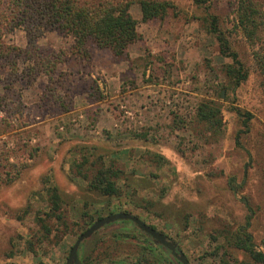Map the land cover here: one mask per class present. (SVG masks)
Returning a JSON list of instances; mask_svg holds the SVG:
<instances>
[{"label":"rangeland","instance_id":"1","mask_svg":"<svg viewBox=\"0 0 264 264\" xmlns=\"http://www.w3.org/2000/svg\"><path fill=\"white\" fill-rule=\"evenodd\" d=\"M117 1L132 4L143 38L124 57L94 43H89V57H83L74 39L57 31L45 32L36 42L41 54L63 60L58 73L65 89L55 92H69V112L43 100L49 86L45 75L32 85L17 83L14 95H8L21 112L9 118L11 128L0 121V152L11 153V162L25 168L20 173L9 169L12 181L3 176L0 183V264H66L80 236L73 224L82 222L85 205L95 220L120 212L138 217L177 242L188 264H218L206 253L227 246V232L238 230L248 215L231 191V179L254 210L249 228L254 243L264 241V78L235 27L237 0H209V9L193 0H152L171 8L163 21L149 23L142 22L141 0ZM210 16H217L249 72L246 82L234 89L230 84L228 91L222 89L228 83L222 67L231 60L221 55L216 35L209 32ZM3 41L28 46L22 28ZM5 75L0 71L2 79ZM207 101L223 111L224 128L216 137L195 122L198 106ZM235 108L252 115L248 130ZM7 118L0 113V120ZM179 122L185 125L179 127ZM245 130L237 144V135ZM83 160L89 178L111 164L122 170L118 184L123 196L106 199L91 191L76 173ZM53 187L62 197L70 235L63 236L58 224L45 217ZM38 217L53 228L48 240ZM133 236L144 239L132 226L102 229L89 239L92 251L84 257L79 249V259L133 264L138 246L125 240ZM228 249L238 263L251 261L244 251Z\"/></svg>","mask_w":264,"mask_h":264},{"label":"trees","instance_id":"2","mask_svg":"<svg viewBox=\"0 0 264 264\" xmlns=\"http://www.w3.org/2000/svg\"><path fill=\"white\" fill-rule=\"evenodd\" d=\"M193 2L199 8L209 9L210 7L208 6L209 0H193ZM131 5L129 2L117 0H0V71H6L3 79L0 76V85L4 90V94L0 95V113H5L8 117V120L0 121L5 122L6 126L11 128L9 118H13L21 112V105L16 106L15 102L8 100V95H14L16 84L26 82L27 85H32L42 75H45L49 80L43 100L48 104L53 103L63 112H69L72 103L69 92L64 96L55 92L58 87L65 89L63 75L58 73V66L63 63V60L60 57L41 54L36 44L37 40L45 32L57 31L65 37H72L75 41V48L83 57H89V43H94L99 49L110 50L116 57L122 58L130 46L143 40L142 35L138 32L139 22L131 13ZM139 5L143 23L163 21L171 8L167 2L152 0H141ZM209 19V32L216 35L221 55L231 60L230 64L222 67V72L228 80L222 89L228 91L230 84L232 89L240 87L247 81L249 72L222 31L217 16H210ZM235 27L243 34L251 50L253 67L264 78V0H237ZM20 28L24 29L27 34V48L21 49L5 44L4 35ZM234 111L239 118H242L243 126L248 130L252 115L240 108H235ZM195 122L204 126L212 137H216L224 128L222 108L212 101L201 103L195 113ZM180 125H185V123L177 124L179 127ZM247 130L239 132L236 139L237 144L241 134ZM0 133L3 132L0 131ZM36 151L37 149L30 152ZM32 154L30 155L32 156ZM12 157L14 156L11 153L0 152V183L4 180L3 176L8 177L7 183L12 181L11 170L14 169L20 173L25 168L24 164L12 163ZM85 164L86 160L80 164L77 163L76 173L78 177L88 181L91 191L106 199H120L123 196L118 182L122 179L124 172L115 164L101 167L92 178L83 172ZM232 181L233 179H231V191L246 206L248 215L245 223L238 230L227 232L225 235L227 246H217L206 255L216 259L218 264H264V241L261 246H257L249 232L254 210L249 200L239 195V188L234 187ZM48 205L49 212L45 214V217L51 221L54 220L55 225L58 224L57 231L62 230L63 236L70 235L72 232L62 212L63 202L58 188H49ZM86 209L87 205H85L82 222L73 224L77 228L76 231L80 232V236L97 220L103 218L99 216L95 220ZM37 222L45 232L43 238L50 239L53 228L47 223L46 218L38 217ZM124 223L132 222L124 221ZM152 228L157 230L155 227ZM77 232L74 233L76 236H78ZM212 239L217 240V235L213 234ZM38 242L41 245L43 240L39 239ZM27 246L36 255L34 244L28 242ZM159 246L162 245L159 244ZM178 248L180 249L179 244ZM228 248L244 251L250 256L251 261L238 263ZM86 260V264H92L91 259L87 258ZM175 261L171 252L166 249L165 264H182ZM140 264H157V259L155 261V259L145 257L140 260Z\"/></svg>","mask_w":264,"mask_h":264},{"label":"water","instance_id":"3","mask_svg":"<svg viewBox=\"0 0 264 264\" xmlns=\"http://www.w3.org/2000/svg\"><path fill=\"white\" fill-rule=\"evenodd\" d=\"M117 221H130L135 223L144 233L153 237L158 241L159 244L171 251L172 255H174L182 264H188V259L185 254L181 249H177L178 244L169 241L165 235L154 230L152 227L142 222L138 217L124 212H120L118 214L110 215L97 220L85 233L79 236L70 251L66 264H79V249L81 248L82 244L85 241L91 239L96 232H98L105 226Z\"/></svg>","mask_w":264,"mask_h":264},{"label":"flooded vegetation","instance_id":"4","mask_svg":"<svg viewBox=\"0 0 264 264\" xmlns=\"http://www.w3.org/2000/svg\"><path fill=\"white\" fill-rule=\"evenodd\" d=\"M126 225L127 226H132L133 229L137 230L139 233L144 235V239H139V238H136L134 236L133 237H129V238H125L126 241L132 242L136 246H138L137 248L133 249L134 251L137 252L136 255L138 256V258H136V260H135V262L133 264H140V260H142L144 257H150L153 260L155 259V261L157 259V264H165V251H166V248L164 246H159V244H157L158 243L157 240H155L153 237H151V236L147 235L146 233H144L141 229H139V227L135 223H133V222L132 223H124V221L123 222L122 221H117L115 223H112V224H109V225L105 226L102 229H105V230H107L109 228L110 229H113V228H119V229L121 228V229H123ZM148 226H150V225H148ZM150 227H153V226H150ZM156 231H158V230H156ZM98 232H96V233H98ZM158 232L166 236V234L162 233L161 231H158ZM168 240L169 241H173L170 238H168ZM89 242H90V240H88L86 243L82 244V246H81L82 256H84V257L86 255V251L87 250L88 251H92L93 250L92 248L88 247L89 246ZM177 249H179V248L177 247ZM172 256L176 260L175 262L181 263L174 255H172ZM79 264H86L85 259L84 258L79 259ZM112 264H125V263L124 262H115V263H112Z\"/></svg>","mask_w":264,"mask_h":264}]
</instances>
